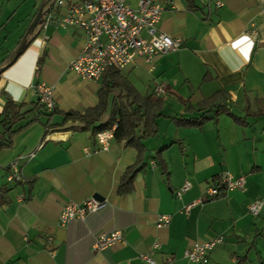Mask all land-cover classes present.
<instances>
[{
    "label": "crops",
    "instance_id": "1",
    "mask_svg": "<svg viewBox=\"0 0 264 264\" xmlns=\"http://www.w3.org/2000/svg\"><path fill=\"white\" fill-rule=\"evenodd\" d=\"M153 1L163 6L157 27L180 38L181 45L156 56L152 68L135 57L120 73L140 93L153 92L156 84H164V92L177 87L185 95L176 97L194 107L224 89L229 110L243 118L236 121L224 112L200 124L177 123L172 117L198 112L181 104L164 111L162 93H153L162 100L157 131L138 144L142 167L132 191L117 194L119 177L136 160L137 147L113 138L106 149L98 148L93 130L99 123L64 114L98 101L102 79H84L69 68L83 33L71 26L42 28L46 12H39L40 19H21L11 44L4 45L9 33L1 43L0 111L6 95L32 106L40 81L53 86L55 108L34 109L14 128L35 119L0 148V187L8 189V201L0 205V264H148L141 255L154 264H194L184 256L185 248L215 235L222 241L209 251L208 264H264V0H223L219 7L212 0ZM125 2L137 6V0ZM9 18L0 12V29ZM183 96L198 97L193 104ZM111 102L112 95L107 114ZM158 150L165 169L156 159ZM12 161L19 179L9 181ZM223 171L244 176V187L223 188L206 198V187ZM185 181L189 187L178 195ZM95 193L104 202L101 208L58 224L67 200L82 202ZM255 199L262 206L254 215L248 205ZM158 214L169 215L166 225H156ZM113 230L121 231L122 241L92 249L99 233Z\"/></svg>",
    "mask_w": 264,
    "mask_h": 264
},
{
    "label": "built area",
    "instance_id": "2",
    "mask_svg": "<svg viewBox=\"0 0 264 264\" xmlns=\"http://www.w3.org/2000/svg\"><path fill=\"white\" fill-rule=\"evenodd\" d=\"M216 7L223 0H212ZM163 6L153 0H137L136 8L130 7L125 0H52L41 24L46 28L49 24L61 27H75L83 33L84 41L81 50L70 60L69 68L84 79L97 80L107 67L121 70L131 63L135 57H141L153 67L156 56L175 51L181 45L178 37H172L157 27ZM253 31V29H252ZM39 102L46 111L55 108L53 86L40 81L35 84ZM166 90L164 84H156L153 93L159 95ZM115 124L95 134L97 147L106 149L113 139ZM96 150V149H95ZM87 153V150H85ZM30 153L29 156H32ZM6 179H19L16 161L9 164ZM244 176L234 177L229 171H223L215 182L205 189L206 198H213L221 193V187L227 190L243 188ZM189 183L185 181L177 194L186 190ZM194 202L187 204L186 208ZM104 205L102 200L93 196L75 202L67 200L58 214V224L64 226L74 218H83L88 212L95 211ZM262 200L255 199L248 205L251 214H258ZM169 220L168 214H158V227ZM122 241L119 230L101 232L92 244V249L100 250L106 246ZM222 241L221 235L208 239L196 240L184 250V256L194 264H208L209 251ZM154 247L158 243L153 244ZM148 264H154L149 255H141Z\"/></svg>",
    "mask_w": 264,
    "mask_h": 264
},
{
    "label": "trees",
    "instance_id": "3",
    "mask_svg": "<svg viewBox=\"0 0 264 264\" xmlns=\"http://www.w3.org/2000/svg\"><path fill=\"white\" fill-rule=\"evenodd\" d=\"M100 78L102 80L97 90L98 101L96 105L87 107L82 112L68 110L64 114L66 118L78 119L87 124L99 123L93 130L94 134L115 124L113 138L123 140L125 144L137 147V158L125 168L119 177L116 189L117 194H127L132 191L134 177L142 167V149L138 147V144L141 139L156 133V118L162 114V100L159 96H155L153 92H138L127 78L113 67H107ZM110 95H112V102L110 111L107 114ZM228 98L229 94L224 89H218L202 98L195 107L187 99L179 98L185 110L195 109L198 115L195 117L179 116L172 118L177 123L200 124L208 119L215 120L220 113L225 112L234 120L239 121L243 117H239L229 110L227 106ZM34 109L38 113L46 111L39 100L32 106L27 107L26 103L17 102L6 95L0 111V148L9 146L12 134L35 119V117H29L24 125L14 128L15 123L27 118L28 114ZM52 111L54 109L46 112ZM161 152L162 150H158L155 156L160 166L165 169L166 164ZM216 179L217 177L213 178L212 182H215ZM7 192L6 187H0V205L8 201Z\"/></svg>",
    "mask_w": 264,
    "mask_h": 264
},
{
    "label": "rangeland",
    "instance_id": "4",
    "mask_svg": "<svg viewBox=\"0 0 264 264\" xmlns=\"http://www.w3.org/2000/svg\"><path fill=\"white\" fill-rule=\"evenodd\" d=\"M50 0H0L1 5V13H3V17H7L10 15L9 19H6V22L4 23V27L0 29V53L3 48H1V43L4 41L3 37L4 35L8 34V40L4 43V45L11 44L12 40L14 39L13 36L17 33V31L20 29L21 19H26L25 21H28V19L35 18L40 19L39 12L43 15L46 11H41L44 9V7L49 4ZM44 12V13H43ZM146 80L148 82L151 81L150 77H146ZM176 88L173 89L175 92L167 91L162 93L163 101V110L164 111H174L177 108H179L181 105V101L179 98L176 97V94L179 92H176ZM206 85L201 89V92L206 93ZM194 92H197L196 90ZM176 93V94H175ZM179 95H185L182 93H179ZM190 98L191 103H195V99L198 96H183V98ZM181 104V105H180ZM234 110V108H233Z\"/></svg>",
    "mask_w": 264,
    "mask_h": 264
},
{
    "label": "water",
    "instance_id": "5",
    "mask_svg": "<svg viewBox=\"0 0 264 264\" xmlns=\"http://www.w3.org/2000/svg\"><path fill=\"white\" fill-rule=\"evenodd\" d=\"M93 197L96 198V199H101V196H99V194H97V193H95V194L93 195Z\"/></svg>",
    "mask_w": 264,
    "mask_h": 264
}]
</instances>
